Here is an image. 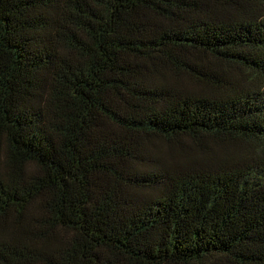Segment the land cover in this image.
I'll use <instances>...</instances> for the list:
<instances>
[{
	"label": "trees",
	"instance_id": "obj_1",
	"mask_svg": "<svg viewBox=\"0 0 264 264\" xmlns=\"http://www.w3.org/2000/svg\"><path fill=\"white\" fill-rule=\"evenodd\" d=\"M0 264H264V0H0Z\"/></svg>",
	"mask_w": 264,
	"mask_h": 264
},
{
	"label": "rangeland",
	"instance_id": "obj_2",
	"mask_svg": "<svg viewBox=\"0 0 264 264\" xmlns=\"http://www.w3.org/2000/svg\"><path fill=\"white\" fill-rule=\"evenodd\" d=\"M185 83H186V86H192V84L190 83V81L189 80H183Z\"/></svg>",
	"mask_w": 264,
	"mask_h": 264
}]
</instances>
